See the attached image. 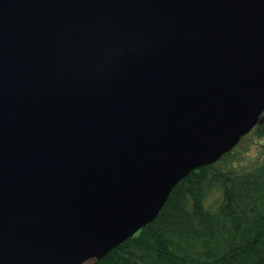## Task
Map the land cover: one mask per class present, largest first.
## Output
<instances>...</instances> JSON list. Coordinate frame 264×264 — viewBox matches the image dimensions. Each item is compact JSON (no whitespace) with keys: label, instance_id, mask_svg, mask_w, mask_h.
Wrapping results in <instances>:
<instances>
[{"label":"water","instance_id":"obj_1","mask_svg":"<svg viewBox=\"0 0 264 264\" xmlns=\"http://www.w3.org/2000/svg\"><path fill=\"white\" fill-rule=\"evenodd\" d=\"M263 111L264 0H0V264L103 257Z\"/></svg>","mask_w":264,"mask_h":264},{"label":"trees","instance_id":"obj_2","mask_svg":"<svg viewBox=\"0 0 264 264\" xmlns=\"http://www.w3.org/2000/svg\"><path fill=\"white\" fill-rule=\"evenodd\" d=\"M233 153L191 170L154 220L83 264H264V159L229 167ZM215 191L212 210L205 199Z\"/></svg>","mask_w":264,"mask_h":264},{"label":"rangeland","instance_id":"obj_3","mask_svg":"<svg viewBox=\"0 0 264 264\" xmlns=\"http://www.w3.org/2000/svg\"><path fill=\"white\" fill-rule=\"evenodd\" d=\"M240 143L233 151L232 161H227V166L230 167L231 163H234L237 168H242L244 166H249L258 160L264 159V146L258 148V145L255 143V135H248V137ZM220 166H222V164H220ZM219 197V191H215L205 199V206L212 210L215 209Z\"/></svg>","mask_w":264,"mask_h":264},{"label":"flooded vegetation","instance_id":"obj_4","mask_svg":"<svg viewBox=\"0 0 264 264\" xmlns=\"http://www.w3.org/2000/svg\"><path fill=\"white\" fill-rule=\"evenodd\" d=\"M260 132L261 135L257 136L256 134ZM253 134L255 135V143L258 145V148L260 146H264V111L263 113L260 115L259 120L257 122V124L252 128V130L247 134L250 135ZM246 137V136H245ZM248 137V136H247ZM241 141V139H240ZM239 141V142H240ZM238 145V144H237ZM236 145V146H237ZM235 146V147H236ZM234 150V148L231 150V152Z\"/></svg>","mask_w":264,"mask_h":264}]
</instances>
